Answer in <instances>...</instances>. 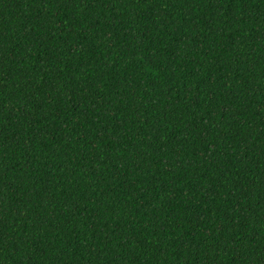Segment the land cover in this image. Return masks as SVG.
Segmentation results:
<instances>
[{
	"label": "trees",
	"instance_id": "16d2710c",
	"mask_svg": "<svg viewBox=\"0 0 264 264\" xmlns=\"http://www.w3.org/2000/svg\"><path fill=\"white\" fill-rule=\"evenodd\" d=\"M0 264H264V0H0Z\"/></svg>",
	"mask_w": 264,
	"mask_h": 264
}]
</instances>
